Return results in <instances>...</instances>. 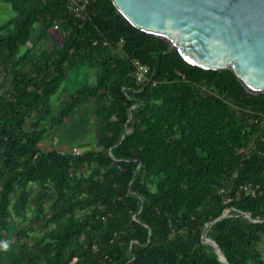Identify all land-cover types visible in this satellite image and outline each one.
I'll use <instances>...</instances> for the list:
<instances>
[{"label": "trees", "instance_id": "16d2710c", "mask_svg": "<svg viewBox=\"0 0 264 264\" xmlns=\"http://www.w3.org/2000/svg\"><path fill=\"white\" fill-rule=\"evenodd\" d=\"M2 1L15 15L0 24V264H226L203 234L228 208L208 236L229 264H264V222L242 214L264 220V91L170 52L113 0H89L82 16L67 0ZM35 29L64 40L33 57ZM137 61L150 68L145 82ZM80 66L97 82L52 115ZM91 99L95 146L43 150Z\"/></svg>", "mask_w": 264, "mask_h": 264}, {"label": "water", "instance_id": "95a60500", "mask_svg": "<svg viewBox=\"0 0 264 264\" xmlns=\"http://www.w3.org/2000/svg\"><path fill=\"white\" fill-rule=\"evenodd\" d=\"M118 14L165 40L190 63L209 70L231 69L254 93L264 91V0H113ZM128 132V131H127ZM126 132V133H127ZM125 137V136H124ZM244 216L256 219L250 212ZM207 223L203 238L229 264ZM224 257H223V256Z\"/></svg>", "mask_w": 264, "mask_h": 264}, {"label": "rangeland", "instance_id": "374dc122", "mask_svg": "<svg viewBox=\"0 0 264 264\" xmlns=\"http://www.w3.org/2000/svg\"><path fill=\"white\" fill-rule=\"evenodd\" d=\"M14 15L15 12L9 2H0V24L6 22ZM63 40L64 35L56 29L50 30L44 38L38 39V29H35L32 40L28 45L29 47L34 46L31 51V56H38L44 48L60 44ZM96 82L97 75L95 70L88 69L85 66L75 68L53 97L54 111L52 115L58 113L61 103L67 95L76 92L80 87L86 84H95ZM99 106L100 102L96 99L83 102L70 114L62 125L46 134L40 147L43 150H53L57 148L65 151H72L74 149L78 153L93 148L96 144L97 133L94 121L95 112ZM47 125H49V122L45 123L43 126ZM156 180L157 179H150L149 181L153 188L156 185ZM260 248L264 253V240L261 242Z\"/></svg>", "mask_w": 264, "mask_h": 264}, {"label": "built area", "instance_id": "2783aa9c", "mask_svg": "<svg viewBox=\"0 0 264 264\" xmlns=\"http://www.w3.org/2000/svg\"><path fill=\"white\" fill-rule=\"evenodd\" d=\"M89 3V0H67L68 7L77 15L82 16L84 13V10L87 8ZM58 27V24L56 25V28ZM137 70L135 71V75L137 76L139 81L145 82L148 80V73H149V66L140 63L137 61ZM256 122L261 121L264 128V117H258L255 119ZM242 189L245 191V193L249 196H257L261 190L260 185H254V184H246L242 187ZM232 209L228 208L226 209L225 213L229 215L230 211Z\"/></svg>", "mask_w": 264, "mask_h": 264}, {"label": "bare ground", "instance_id": "6f19581e", "mask_svg": "<svg viewBox=\"0 0 264 264\" xmlns=\"http://www.w3.org/2000/svg\"><path fill=\"white\" fill-rule=\"evenodd\" d=\"M223 256V255H222ZM224 257V256H223Z\"/></svg>", "mask_w": 264, "mask_h": 264}]
</instances>
